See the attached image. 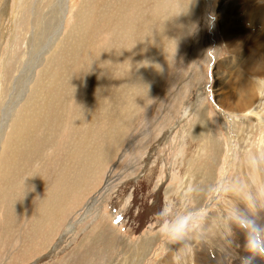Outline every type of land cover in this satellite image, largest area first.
I'll return each mask as SVG.
<instances>
[{"label":"rangeland","instance_id":"obj_1","mask_svg":"<svg viewBox=\"0 0 264 264\" xmlns=\"http://www.w3.org/2000/svg\"><path fill=\"white\" fill-rule=\"evenodd\" d=\"M254 1L0 0V264H242L233 213L264 225Z\"/></svg>","mask_w":264,"mask_h":264},{"label":"bare ground","instance_id":"obj_2","mask_svg":"<svg viewBox=\"0 0 264 264\" xmlns=\"http://www.w3.org/2000/svg\"><path fill=\"white\" fill-rule=\"evenodd\" d=\"M59 1H62V0H59ZM237 1V0H236ZM254 1V0H253ZM257 1H259L260 2V0H255L254 1V4H256V2ZM263 2H264V0H262ZM63 4L62 5H66V3H67V0H63ZM129 2V1H128ZM235 3V2H234ZM238 3V2H237ZM251 3H249V5H250ZM231 5V4H230ZM246 5H247V2H246ZM252 5V4H251ZM243 6V5H242ZM254 6H256V7H254V9H253V15L252 16H254V17H256V18H259L258 20H257V22L256 23H262V25H260L259 27H261V28H263V30H264V22H261V19L264 17V3L261 5V6H258V4L257 5H254ZM60 7V6H59ZM62 7V6H61ZM65 7V6H64ZM231 7V6H230ZM244 7V6H243ZM63 8V7H62ZM60 9L59 10V12H58V16H59V21L57 22V26L56 27H58L57 29H55V31L57 32L58 30H59V28L61 27V25H62V20H61V17L63 16H65L64 14L66 13V11L64 10L65 8H63V9ZM232 8H234L235 9V6H233L232 5ZM246 8H247V6H246ZM36 9V8H35ZM227 9V8H226ZM239 9V8H238ZM51 10V9H50ZM229 10V9H228ZM242 10V9H241ZM233 11V10H232ZM239 11V10H238ZM244 11V10H243ZM228 12L229 11H227V14H228ZM231 12V11H230ZM241 12V11H240ZM51 13V12H50ZM232 13V12H231ZM233 13H234V11H233ZM237 13V12H236ZM247 14V13H246ZM249 14V13H248ZM45 15V14H44ZM49 15V14H48ZM237 15H239L238 13H237ZM61 16V17H60ZM141 16V15H140ZM46 17V16H45ZM222 17V16H221ZM227 17V16H226ZM246 17H247V15H246ZM250 17V16H249ZM143 18V17H142ZM45 19V18H44ZM43 19V20H44ZM249 19V18H248ZM244 20H245V18H244ZM251 21H253V19L251 18L250 19ZM248 21V20H247ZM250 21V22H251ZM246 22V21H245ZM249 24V23H248ZM255 23L254 22H251V25L250 26H256V27H258V25L259 24H257V25H254ZM36 25H37V23H36ZM224 25V24H223ZM232 25V24H231ZM241 25V24H240ZM227 26H229V25H227ZM144 27V26H143ZM164 27V26H163ZM230 27V26H229ZM237 27V26H236ZM246 27H248V26H246ZM227 28V27H226ZM232 28V27H231ZM241 28V27H240ZM242 28H244V27H242ZM228 29V28H227ZM245 29V28H244ZM254 30V29H253ZM168 31V30H167ZM225 31V30H224ZM233 31V30H232ZM238 31V30H237ZM237 31L235 30V32L237 33ZM250 31V30H249ZM261 31V30H260ZM226 32V31H225ZM233 33H234V31H233ZM252 33V32H251ZM261 33H262V31H261ZM238 34V33H237ZM240 34V33H239ZM260 34V33H259ZM55 35V34H54ZM232 36H233V39H234V35L233 34H231ZM253 35H255V34H253ZM238 36V35H237ZM241 36V35H240ZM252 36V35H251ZM228 37H229V35H228ZM239 37V36H238ZM235 38H236V36H235ZM241 38V37H240ZM246 38V37H245ZM255 38V37H254ZM256 38H258V36H256ZM260 38V37H259ZM244 39V38H243ZM242 39V40H243ZM255 40V39H254ZM257 40L258 39H256V41L255 42H257ZM35 41V40H34ZM241 41V40H240ZM239 41V43H241ZM244 41V40H243ZM246 41V40H245ZM252 41H253V39H252ZM238 42V41H237ZM239 43H238V45H237V47L239 46L240 47V45H239ZM258 43V42H257ZM257 43H256V49L260 52V53H262L261 55H260V53L258 54V55H255L256 57H258V58H255L254 57V54L253 53H251V54H253V57L255 58V59H253V61H254V70H251L250 72H251V74H254V75H260L261 74V76H264V75H262V74H264V48L263 47H261V44H260V46L259 45H257ZM29 44V43H28ZM231 44V43H230ZM236 44V43H235ZM235 44H232L231 45V47H232V49H233V51H232V53L233 54H236L237 52H238V49H235ZM246 44H247V41H246ZM251 44H253V42L252 43H250V45ZM254 45V44H253ZM246 45H244V46H241V47H245ZM249 46V45H248ZM30 47V46H29ZM156 47V46H155ZM255 48H253V49H255ZM244 50V49H243ZM246 50H248V48L246 49ZM257 50H255V51H257ZM245 51V50H244ZM245 53V52H244ZM250 53V52H249ZM255 53V52H254ZM247 56H248V54H247ZM247 56H244V57H247ZM252 57V56H251ZM73 60H74V58H73ZM249 60V59H248ZM252 60V59H251ZM245 62H246V60H245ZM244 62V63H245ZM241 63V62H240ZM248 63V62H247ZM246 64V63H245ZM252 65H253V63H252ZM243 67V66H242ZM248 67H250V66H248ZM231 70V69H230ZM247 70V69H246ZM249 70V69H248ZM236 77V76H235ZM239 78V77H238ZM241 79V78H240ZM254 90H253V88H252V86H251V84H249V83H244V82H241L240 81V83L238 84V94L239 95H236L235 94V96H234V98H235V100H236V102H234V100H233V102L234 103H236L235 104V107H236V109L238 110L237 112H239L240 110H242V109H244V108H246V109H249L251 106H252V102H253V96L252 95H254ZM227 96V95H226ZM232 96V97H233ZM226 98V97H225ZM227 99V98H226ZM230 99V98H229ZM227 101H229L228 99H227ZM232 102V101H231ZM231 102L229 103V104H231ZM227 103V104H228ZM226 104V103H225ZM234 107V108H235ZM227 108V107H226ZM233 108V107H232ZM233 108V109H234ZM38 109V108H37ZM256 109V108H255ZM228 110H229V108H228ZM234 111H235V109H234ZM243 111V110H242ZM22 112V111H21ZM39 112V111H38ZM245 113V112H244ZM256 113V112H255ZM44 114V113H43ZM51 114V113H50ZM40 115V114H39ZM33 116V115H32ZM255 116H257L256 114H255ZM28 117V116H27ZM33 119V118H32ZM20 121H21V119H20ZM20 121H18V122H20ZM23 121V120H22ZM21 121V122H22ZM32 121V120H31ZM34 121V120H33ZM45 121H46V119H45ZM23 123V122H22ZM27 123V122H26ZM25 125V124H24ZM28 125V124H27ZM1 128H2V126H0V132L2 131L1 130ZM27 129V128H26ZM31 132V131H30ZM45 132V131H44ZM264 132V131H263ZM42 138V137H41ZM16 141V140H15ZM76 141V140H75ZM18 142V141H17ZM85 146V145H84ZM83 146V147H84ZM80 144H78V145H76V149L77 150H81L82 148H83ZM10 150V149H9ZM91 150V149H90ZM89 150V151H90ZM261 264V263H260Z\"/></svg>","mask_w":264,"mask_h":264},{"label":"clouds","instance_id":"obj_3","mask_svg":"<svg viewBox=\"0 0 264 264\" xmlns=\"http://www.w3.org/2000/svg\"><path fill=\"white\" fill-rule=\"evenodd\" d=\"M251 203V197L248 198ZM233 220L246 234V251L250 254L243 258L242 264H252L256 256H264V225L258 224L254 219L245 217L239 212L233 213ZM188 230V221L184 218L170 224L166 233L173 241H183Z\"/></svg>","mask_w":264,"mask_h":264}]
</instances>
